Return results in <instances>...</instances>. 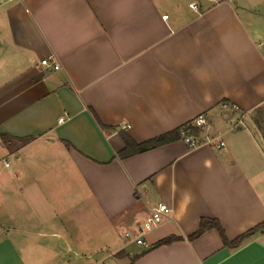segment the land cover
I'll list each match as a JSON object with an SVG mask.
<instances>
[{
    "label": "crops",
    "instance_id": "1",
    "mask_svg": "<svg viewBox=\"0 0 264 264\" xmlns=\"http://www.w3.org/2000/svg\"><path fill=\"white\" fill-rule=\"evenodd\" d=\"M201 113L224 148L184 141ZM160 203L149 246L128 241ZM203 218L230 240L264 223V0L4 4L0 264H264V232L191 240Z\"/></svg>",
    "mask_w": 264,
    "mask_h": 264
},
{
    "label": "built area",
    "instance_id": "2",
    "mask_svg": "<svg viewBox=\"0 0 264 264\" xmlns=\"http://www.w3.org/2000/svg\"><path fill=\"white\" fill-rule=\"evenodd\" d=\"M15 0H0V8ZM191 7L196 8V3H192ZM41 64L46 67H51L53 70H59L60 64L52 58L44 59ZM234 109L239 111V106H234ZM244 120L242 116L241 122ZM63 121V119H62ZM122 128H131V125L125 124ZM192 128L197 129L199 132H192ZM183 139L191 149H195L204 145H214L216 148L221 149L226 146L222 137L218 134L212 133L209 125V118L206 113L199 114L188 128L183 130ZM171 219V209L166 203H160L158 206L152 208L151 214L136 230L128 231L125 237L128 241L137 243L139 245L149 246L146 237L149 233L160 227L162 224Z\"/></svg>",
    "mask_w": 264,
    "mask_h": 264
},
{
    "label": "trees",
    "instance_id": "3",
    "mask_svg": "<svg viewBox=\"0 0 264 264\" xmlns=\"http://www.w3.org/2000/svg\"><path fill=\"white\" fill-rule=\"evenodd\" d=\"M192 132L198 133L199 131L195 128H192ZM180 133H170L166 134L164 136L158 137L156 139L150 140L146 143L143 144H137L134 141L127 139L126 141V148L125 150L120 154L122 157H127L133 154L137 153H142L147 150L153 149L163 143L169 142L172 139L179 138ZM4 138V142H8L6 137ZM26 142V141H24ZM210 229H217L222 237V240L224 242V245L230 249H237L243 246L248 239H250L253 235L257 234L258 232H264V223L257 225L256 227L246 231L239 237H237L234 240H230L222 227L221 223L217 219H209V218H203L201 221V226L200 229L197 233L192 235L190 237L191 240L196 239L203 235L206 231ZM180 240L178 237H169L167 239H164L160 241L156 246H161V245H169L172 244L173 242Z\"/></svg>",
    "mask_w": 264,
    "mask_h": 264
},
{
    "label": "rangeland",
    "instance_id": "4",
    "mask_svg": "<svg viewBox=\"0 0 264 264\" xmlns=\"http://www.w3.org/2000/svg\"><path fill=\"white\" fill-rule=\"evenodd\" d=\"M120 231H122V230H120Z\"/></svg>",
    "mask_w": 264,
    "mask_h": 264
}]
</instances>
